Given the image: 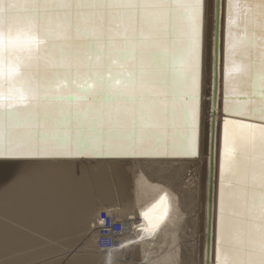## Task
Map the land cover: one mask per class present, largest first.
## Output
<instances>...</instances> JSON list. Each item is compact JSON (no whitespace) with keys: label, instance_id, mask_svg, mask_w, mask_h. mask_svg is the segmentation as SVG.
<instances>
[{"label":"snow or ice","instance_id":"obj_1","mask_svg":"<svg viewBox=\"0 0 264 264\" xmlns=\"http://www.w3.org/2000/svg\"><path fill=\"white\" fill-rule=\"evenodd\" d=\"M210 9L223 100L211 264H264V0H0V39L38 41L0 44V69H20L0 76V157H196ZM167 214L161 196L144 231Z\"/></svg>","mask_w":264,"mask_h":264},{"label":"bare ground","instance_id":"obj_2","mask_svg":"<svg viewBox=\"0 0 264 264\" xmlns=\"http://www.w3.org/2000/svg\"><path fill=\"white\" fill-rule=\"evenodd\" d=\"M212 14L210 9L203 43L198 155L0 157V264H204L206 242L211 264L209 156L215 164L211 126L213 113H220L212 95ZM161 196L168 214L155 231L145 232L142 213ZM102 210L129 225L106 253L94 242L93 221ZM55 239H65L66 247L56 248Z\"/></svg>","mask_w":264,"mask_h":264},{"label":"water","instance_id":"obj_3","mask_svg":"<svg viewBox=\"0 0 264 264\" xmlns=\"http://www.w3.org/2000/svg\"><path fill=\"white\" fill-rule=\"evenodd\" d=\"M223 31V22H222V30ZM219 85V96L217 95V88ZM240 91H245V90H240ZM213 107L218 105L219 107V111L222 110L223 107V100H222V67L219 61V58H217L216 61V86L215 89L213 88ZM240 102H244V103H249L250 99L248 97L245 96H241L240 98ZM232 119H245L244 117H240V116H232L229 117ZM246 122H251V123H258L259 121L256 120H251V119H247ZM212 131L213 134L215 132V129L213 127L212 124ZM214 137V135H213ZM215 149L216 152V141L214 143V141L211 144V152H213ZM211 156H213V154H211ZM66 157H75V158H98V157H105V158H114V157H118V156H107V155H99V156H94V155H72V156H61V158H66ZM139 157V156H136ZM178 157V156H176ZM35 158V157H33ZM45 158V157H44ZM46 158H50V157H46ZM125 158H130V157H125ZM143 158V157H141ZM146 158V157H145ZM213 160V159H212ZM214 162V161H213ZM209 175H210V179H209V197H208V214H207V223L209 224V227L211 225V223H214V210H215V202H216V188H217V178H216V167L215 164H212L211 169L209 170ZM210 205H212V209L210 211ZM212 255H213V250H212Z\"/></svg>","mask_w":264,"mask_h":264},{"label":"built area","instance_id":"obj_4","mask_svg":"<svg viewBox=\"0 0 264 264\" xmlns=\"http://www.w3.org/2000/svg\"><path fill=\"white\" fill-rule=\"evenodd\" d=\"M95 247L99 253L117 248L120 238L127 232L128 220L117 218L112 211H100L93 221Z\"/></svg>","mask_w":264,"mask_h":264},{"label":"clouds","instance_id":"obj_5","mask_svg":"<svg viewBox=\"0 0 264 264\" xmlns=\"http://www.w3.org/2000/svg\"><path fill=\"white\" fill-rule=\"evenodd\" d=\"M17 43H31L33 45L37 44L38 41L35 38L20 36L18 34H13L9 36L7 33L4 34L3 38L0 39V44H3L5 49H7L10 45H14ZM20 69L18 65L15 63H9L7 60H5V63L0 69V76H3V78L7 79L8 77L14 75L16 72H18Z\"/></svg>","mask_w":264,"mask_h":264},{"label":"rangeland","instance_id":"obj_6","mask_svg":"<svg viewBox=\"0 0 264 264\" xmlns=\"http://www.w3.org/2000/svg\"><path fill=\"white\" fill-rule=\"evenodd\" d=\"M53 244L56 245V248H59V247H66V242H65V239H55L53 241Z\"/></svg>","mask_w":264,"mask_h":264}]
</instances>
